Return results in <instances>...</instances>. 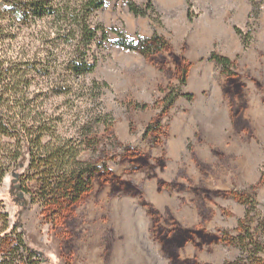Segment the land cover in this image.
Returning <instances> with one entry per match:
<instances>
[{"label":"rangeland","instance_id":"rangeland-1","mask_svg":"<svg viewBox=\"0 0 264 264\" xmlns=\"http://www.w3.org/2000/svg\"><path fill=\"white\" fill-rule=\"evenodd\" d=\"M131 1L146 8V0ZM255 1L256 11L249 0H152L151 9L135 15L127 0H110L93 13L91 23L103 24L108 40L100 47L92 44L96 63L84 81L106 86L99 93L82 88L54 94L48 90L49 83L47 86L42 77L34 75L32 82L37 85L30 93L41 92L33 97L39 111L58 118L57 132L78 143V158L87 168V188L73 199H55L44 193L39 177L28 167V158L21 166H10L0 180V264H24L27 254L14 236L20 231L27 245L41 256L30 260L37 264H264V126L257 124L256 115L253 124L245 119L240 104L226 119L213 120L207 134L202 133L188 111L192 103L185 81L190 59L200 62L210 55L225 54L233 60L235 76L218 75L216 85L230 93L229 85L234 84V92L237 89L244 97L243 87L249 83L256 87L253 93L260 95L258 87L264 83V0ZM35 25L3 21L7 36L0 39V53L5 48L9 55L21 56L31 53L33 47L41 48L39 57L45 62L55 57L52 63L62 65L71 47L56 43L49 48L52 56H46L41 41L28 37ZM235 28L241 30L240 35ZM118 33L127 42L147 39L150 43L126 49L115 43ZM147 44L153 47L147 49ZM211 85L206 84L209 96H213ZM242 134L247 142L248 156L242 167L247 169V181L233 183L234 188L243 190L233 192L230 242L196 249L197 255L206 257L193 263L177 261L172 250L147 253L119 243L126 235L121 231L125 206L119 196L122 188L130 187L126 151L189 145L199 138L233 164L239 158L231 154L237 145L234 141H242ZM2 139L15 142L9 137ZM15 223L20 227L14 228ZM165 253L171 262L161 261Z\"/></svg>","mask_w":264,"mask_h":264},{"label":"trees","instance_id":"trees-1","mask_svg":"<svg viewBox=\"0 0 264 264\" xmlns=\"http://www.w3.org/2000/svg\"><path fill=\"white\" fill-rule=\"evenodd\" d=\"M107 1L110 0H0V5H3L0 6L2 41L7 36L4 34L3 21H15L23 25L35 22L36 27L28 33V37L32 38V41H41L44 47L42 52L45 51L46 56H52L49 48H54L56 43L71 47L69 57L64 59L62 65L52 63L55 57L45 62L39 57L41 48L33 50V47L31 53H21V56L9 55L7 51L4 52L5 48L2 49L0 53V180L10 166H21L28 158V167L35 177H39L38 181L44 188L45 194L51 193L55 199L59 196L73 199L87 188L89 178L86 177L87 168L78 158V143L62 137L57 132L58 118L46 116L44 110L39 111L33 97H38L41 92L34 96L30 93L36 88L37 84L32 82L36 75L42 77L46 85L49 83L48 90L54 94H68L82 88L99 93L101 88L106 86L104 82L98 84L93 81L90 85L86 84L84 78L94 70L96 63V58L91 52L92 44L96 43L100 47L108 40L104 25L91 23L93 13L102 8ZM151 2L152 0H146L144 4L146 8H143L127 0V6L133 14L142 15L147 9H151ZM249 2L256 11V1L249 0ZM235 32L241 34L238 28H235ZM50 33H53L54 37H51ZM117 38L115 43L126 49H138L140 44L150 43L147 39L139 40L140 42L137 43L127 42L121 33H118ZM152 47L151 44L145 46L147 49ZM57 68L63 70V73ZM31 72L33 74H29ZM2 137H9L16 143L4 142ZM22 146H25L24 150ZM6 217L4 214V227L7 225ZM16 227L20 225L15 223L14 228ZM14 236L19 247L27 254L25 258L23 257V263L37 264L35 261L41 256L34 248L27 245L24 233L20 231L14 233ZM31 259L35 261L30 262Z\"/></svg>","mask_w":264,"mask_h":264},{"label":"flooded vegetation","instance_id":"flooded-vegetation-1","mask_svg":"<svg viewBox=\"0 0 264 264\" xmlns=\"http://www.w3.org/2000/svg\"><path fill=\"white\" fill-rule=\"evenodd\" d=\"M215 150L205 142L126 151L130 187L119 196L125 206L121 231L126 234L119 243L147 253L172 250L177 261L193 263L206 257L196 249L230 242L233 192L243 189L225 177L218 183L213 166L229 158ZM165 256L160 257L163 263L172 261Z\"/></svg>","mask_w":264,"mask_h":264},{"label":"crops","instance_id":"crops-1","mask_svg":"<svg viewBox=\"0 0 264 264\" xmlns=\"http://www.w3.org/2000/svg\"><path fill=\"white\" fill-rule=\"evenodd\" d=\"M186 68V74L188 75L185 81L187 91L191 93L190 99L192 103V107L188 108V111L190 110L189 112L193 115V121L198 125V129L200 128L202 133L207 134V131L215 124L213 120L219 118L226 119L240 104L242 105L240 108L242 109V114L245 119L251 120L253 124V121H255L253 116L256 115L257 124L264 126V83L259 85L261 87H258L257 92H259V96L253 93L256 87L253 84L247 83V85L243 87L244 97L238 95L237 89L235 91L237 93L234 92V88H236L234 84L229 85L230 93L223 91L222 87L216 85L218 82V75L227 78L235 76L234 72L236 70L233 65V60L230 61L227 55H217V58L211 57L210 55L200 62L195 59H190ZM208 83L212 84L210 89L213 96H209L208 94L206 88V84ZM259 131H261V129H259ZM240 137H242L244 141H234L237 145L232 148L234 152L231 153L234 157L238 155V160L235 159L233 164H231L230 160L228 167L227 165L220 167L217 165L213 166V174L219 177V184L222 182L223 177L226 178V182L232 184L236 183L237 185L239 184L237 181L240 179H245L247 181V169L243 170L242 168L243 165H246L248 156L245 150L247 142L244 139V134ZM195 140L196 144L203 143L199 138ZM228 149H230V147ZM241 155H243V157ZM242 158H244V160H242Z\"/></svg>","mask_w":264,"mask_h":264}]
</instances>
